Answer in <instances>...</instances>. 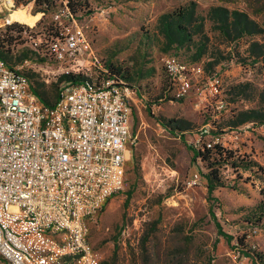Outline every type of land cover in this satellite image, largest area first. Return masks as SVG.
<instances>
[{
	"label": "rangeland",
	"instance_id": "obj_1",
	"mask_svg": "<svg viewBox=\"0 0 264 264\" xmlns=\"http://www.w3.org/2000/svg\"><path fill=\"white\" fill-rule=\"evenodd\" d=\"M51 1L15 0L10 24L0 15V58L49 105L68 83L63 76L99 86L107 69L137 95L123 190L86 223L97 264H252L244 254L264 256V218L253 211L264 202V0H73L96 58L83 56L79 71L48 51L60 32ZM175 11L199 17L181 47L160 32L161 17ZM173 56L221 79V108L196 92L176 95L164 68ZM249 111L260 120L236 126ZM207 145L233 158L192 161L188 148ZM213 172L220 185L209 197Z\"/></svg>",
	"mask_w": 264,
	"mask_h": 264
},
{
	"label": "built area",
	"instance_id": "obj_2",
	"mask_svg": "<svg viewBox=\"0 0 264 264\" xmlns=\"http://www.w3.org/2000/svg\"><path fill=\"white\" fill-rule=\"evenodd\" d=\"M14 1L0 0V15L8 13L3 24L12 23ZM52 2L60 32L48 51L77 71L83 56L96 62L71 13L73 0ZM164 68L177 96L196 92L222 107L219 77L207 78L198 65L174 56L166 58ZM200 77L204 80L195 82ZM136 100L132 88L107 81L100 87L66 85L48 106L26 76L0 60V257L5 264H97L86 223L123 190Z\"/></svg>",
	"mask_w": 264,
	"mask_h": 264
},
{
	"label": "trees",
	"instance_id": "obj_3",
	"mask_svg": "<svg viewBox=\"0 0 264 264\" xmlns=\"http://www.w3.org/2000/svg\"><path fill=\"white\" fill-rule=\"evenodd\" d=\"M33 2L35 3V5H38L39 2H42L44 5L47 4V0H33ZM50 5L53 11V7H54L53 2ZM71 8L72 7L70 6V10L71 12H73ZM197 17L198 15H196L194 11H191V12L175 11L165 16H162L160 19V26H161L160 32L162 33L163 37L167 41L168 45L170 46L174 45L177 47H181L185 43L192 42L193 35L190 33L189 28L193 22L196 23L195 20L199 18ZM224 28L226 29V26H224L223 29ZM0 60L3 61L8 68L10 69L13 68L10 65H8L6 61L3 60L2 58H0ZM186 64H191V63L186 62ZM104 75L106 78L102 81L103 83L107 81H112L117 85L126 86L124 85L123 81L120 79V75L116 73V71H113V70L111 71L110 69H107L106 71H104ZM62 78L64 81L68 82L67 85L88 84L92 87L101 86V84L99 86H96L95 84L91 82L83 80L79 76L65 75ZM32 90H33V93L37 95V97L39 98L41 102H43L44 104L48 106H51L45 101V99L39 93L35 91L33 87H32ZM241 117L243 119L240 122H238L236 126L242 125L252 120L254 121L260 120L258 118L259 117L258 113H254L252 111H249V113H245L241 115ZM188 149L192 152V161L199 159L202 162H209L212 159V160H223V162H227V160H230L231 158H233L232 153L225 152L219 146L213 147V150L203 147L202 148L203 151L195 150L191 147H189ZM246 166L247 168L250 167L249 165H246ZM206 180H207V185H206L207 192L210 197L213 191L215 190V188L220 185L218 177H217V173L216 172L210 173L209 175L206 176ZM129 198H130V194H128V197L126 201L124 202V207H126V205L128 204ZM253 211L259 215L258 221L261 222V220L264 218V202L257 205L253 209ZM211 216L214 219V215L212 214ZM216 227H217L219 236H224L225 240L229 242L231 238L223 234L219 224H216ZM244 255L251 260L252 264H264V256L260 253L256 255H251V256L246 255V254ZM0 260L6 263L1 257H0Z\"/></svg>",
	"mask_w": 264,
	"mask_h": 264
},
{
	"label": "crops",
	"instance_id": "obj_4",
	"mask_svg": "<svg viewBox=\"0 0 264 264\" xmlns=\"http://www.w3.org/2000/svg\"><path fill=\"white\" fill-rule=\"evenodd\" d=\"M234 133V132H233ZM235 133H237V132H235ZM244 133H246V132H244ZM236 136L235 137H233L234 139L235 138H237L238 136H239V133H237V134H235Z\"/></svg>",
	"mask_w": 264,
	"mask_h": 264
}]
</instances>
